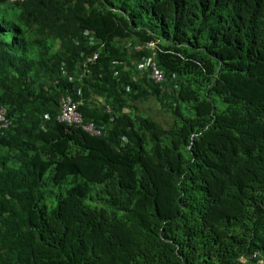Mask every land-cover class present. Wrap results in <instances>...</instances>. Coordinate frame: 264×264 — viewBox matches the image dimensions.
Instances as JSON below:
<instances>
[{
	"label": "trees",
	"instance_id": "1",
	"mask_svg": "<svg viewBox=\"0 0 264 264\" xmlns=\"http://www.w3.org/2000/svg\"><path fill=\"white\" fill-rule=\"evenodd\" d=\"M0 110V264H264V0H0Z\"/></svg>",
	"mask_w": 264,
	"mask_h": 264
},
{
	"label": "clouds",
	"instance_id": "2",
	"mask_svg": "<svg viewBox=\"0 0 264 264\" xmlns=\"http://www.w3.org/2000/svg\"><path fill=\"white\" fill-rule=\"evenodd\" d=\"M10 1H11V2H23V1H25V0H10ZM151 45H154V43H151ZM149 58H152V60L155 62L154 56L151 55V56H149L148 58H146V59H144L143 61H141L140 63H138V69L141 70V71L150 70L149 72H150L151 78H152L154 81H156V82H158V83H161V82L164 80V75H163V79H161V80H156V79H154V78L152 77V68H148V69H147V68H140V67H139V65H140L142 62H145V61L148 60ZM97 59H98V52H95V53H93V54L91 53V54H87V55H85V56H84V62H83V64H82V65H84V67L82 68V74H81L80 76H83L84 74H86L87 72H89V71H90V70H89V66H90L91 64H93ZM155 63H156V62H155ZM156 65H157V64H156ZM157 68H158V65H157ZM158 70H159V68H158ZM159 71H160V70H159ZM160 72L162 73V71H160ZM79 73H81V72H79ZM79 73H77V75H78ZM162 74H163V73H162ZM70 77H74V75H71ZM77 94H78V95H76L75 97H73L72 95H68V94H67L66 96H64V97L62 98L60 112H59V114L57 115L58 120L68 122V120H62V119H60V116H61L62 113H63V109H64L65 102H66V100L68 99V97H71L72 100H73V102H76L75 99H77V101H78L80 104H83L84 99H83L81 96H79V94H82L81 88L78 89ZM153 101H155V100H153ZM156 103H157V102H156ZM157 104L159 105V107H160L161 109H163L159 103H157ZM109 109H110V108H108V110H109ZM77 114H78V115L80 116V118H81V122H79V123H82V122H83V117H82V113H81V111H80V106L78 107V105H77ZM77 123H78V122H77ZM90 125H92V129H91V130H90V128H88V127H90ZM85 127L87 128L88 131H94V124H93V123L85 124ZM94 133H98V132H94Z\"/></svg>",
	"mask_w": 264,
	"mask_h": 264
},
{
	"label": "built area",
	"instance_id": "3",
	"mask_svg": "<svg viewBox=\"0 0 264 264\" xmlns=\"http://www.w3.org/2000/svg\"><path fill=\"white\" fill-rule=\"evenodd\" d=\"M140 68H152V77L156 80L163 79V74L158 70L156 63L152 60V58H149L145 62H142L139 65ZM77 105L78 102H73L71 97H68V99L65 102L63 113L60 116V119L62 120H68L70 122H81L80 116L77 114ZM5 116L4 113L0 110V124L2 120H4ZM90 130L92 129V125H90Z\"/></svg>",
	"mask_w": 264,
	"mask_h": 264
},
{
	"label": "rangeland",
	"instance_id": "4",
	"mask_svg": "<svg viewBox=\"0 0 264 264\" xmlns=\"http://www.w3.org/2000/svg\"><path fill=\"white\" fill-rule=\"evenodd\" d=\"M142 110L150 113L156 120L160 121L167 126L172 124L173 119L165 112V110L161 109L156 101L150 100L146 103L140 105Z\"/></svg>",
	"mask_w": 264,
	"mask_h": 264
}]
</instances>
